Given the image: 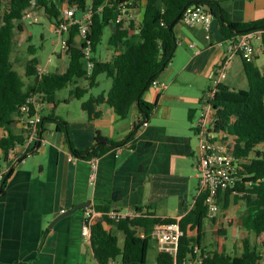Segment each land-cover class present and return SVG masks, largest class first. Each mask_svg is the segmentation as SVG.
Wrapping results in <instances>:
<instances>
[{
  "label": "crops",
  "instance_id": "0c3cea01",
  "mask_svg": "<svg viewBox=\"0 0 264 264\" xmlns=\"http://www.w3.org/2000/svg\"><path fill=\"white\" fill-rule=\"evenodd\" d=\"M209 1L218 2L231 22L264 19V0ZM145 6L146 1H141L123 17L130 33L138 30ZM174 32L177 39L174 57L156 79L163 87L149 88L143 95L146 102L155 105L147 126L136 130L140 116L137 109L121 118L112 108L97 106L95 111H100L101 116L89 119L82 109L89 98L81 104L76 116L69 110L65 115L58 114L61 104L67 106L73 101V92L63 100L57 97L59 103L54 111L56 117L67 123L68 136L57 131L54 123L44 122L41 141L29 147L33 153L27 154L26 146L16 149L12 155L14 172L0 193V264H99L82 237L88 207L95 209L105 205L123 214L140 207L148 209L156 218L176 222L194 208L198 198L194 120L202 95L213 85L215 67L226 58L227 45L217 18L212 20L209 31L200 26H185L180 21ZM25 35L24 27L21 36ZM74 43L79 44L77 36ZM254 47L252 63L264 73L261 37L254 40ZM52 62L49 59L46 66ZM62 62L63 59L57 60L55 68ZM36 70L38 76L37 66ZM30 79L33 83L34 77ZM222 84L235 90L247 88L245 65L240 57L232 59ZM86 87L87 84L82 88ZM17 129L23 128L17 124ZM68 140L80 152L103 145L100 142L107 143L103 146H107L108 151L91 160L76 158ZM3 165L0 172L6 171ZM1 186L0 183V191ZM233 199L230 197L225 209L223 198L219 215L215 220L209 218L204 222L201 244L204 250L242 255L248 234L240 226V218L228 213L234 209L241 213L244 209ZM87 201L90 206L62 218L76 205ZM208 232L218 243L217 249L205 244ZM138 233L141 238L146 236L144 228ZM119 234L122 233L117 234L118 239ZM195 234L194 231L189 236ZM257 242V251L263 254L261 241ZM151 243L156 246L158 264L160 253L152 237ZM123 244L124 236L119 246L122 248Z\"/></svg>",
  "mask_w": 264,
  "mask_h": 264
},
{
  "label": "trees",
  "instance_id": "16d2710c",
  "mask_svg": "<svg viewBox=\"0 0 264 264\" xmlns=\"http://www.w3.org/2000/svg\"><path fill=\"white\" fill-rule=\"evenodd\" d=\"M31 0H0V171L6 167L4 179L0 182L2 194L8 180L14 172L15 158L11 152L23 146L27 140V130L17 129L18 118L22 107L35 94H42L46 106L52 114L43 118L56 125L57 131L66 130V122L55 116L58 107L57 93L76 80H85L86 88L77 87L74 97L82 99L96 84L98 77L105 74L111 80V88L99 95H91L82 109L88 118H99L100 111L95 107L106 106L114 110L121 118L128 116L131 110L137 109L140 116L135 128L138 130L150 118L155 108L143 99L144 93L151 83L170 64L177 47V39L171 24H178L183 13L196 5H203L220 21V29L225 40L237 38L245 33L263 31L262 47L264 51V19L247 23L231 22L225 11L216 1L209 0H37L36 10L43 11L53 25H57L63 7L77 8L85 12L92 11V29L86 43H74L75 33L70 38L71 50L68 52L69 68L65 72H45L37 76L34 58L26 66V77H34L33 83H26L23 76L13 68L11 55L14 49V37L24 29L23 17L30 7ZM146 1L143 18L138 30L130 33L125 27V20L116 23L122 8L138 7ZM128 13L126 14V16ZM175 24V25H176ZM130 27L133 29V25ZM106 31L109 32L108 46L113 55L108 59L95 56L97 46L101 43ZM90 47L94 54L93 63L88 71L84 49ZM247 78V88L235 90L228 85L220 84L214 100L216 129L235 138L234 155L243 162L241 172L243 178L234 191L235 203H243L244 212L240 218V226L248 237L244 241L243 253L232 256L225 250L208 252L201 247L203 241V225L209 219L205 195L196 199L194 208L180 220L185 235L179 246V260L190 255L195 246L202 249V264H258L264 261V253L257 251L258 242L252 243L251 236L261 241L264 249V73L252 62L243 60ZM192 117V113H190ZM135 133V132H134ZM133 133V134H134ZM132 134V135H133ZM100 141V138L97 139ZM74 157L95 159L108 151L107 146L99 145L91 150L78 151L68 140ZM38 143H36L37 146ZM114 147H119L114 146ZM33 153L29 150L27 154ZM3 165V166H4ZM233 191L224 194L227 209ZM97 212L104 213L91 227V247L99 264H146L151 249V233L157 224L174 223V219H159L149 211L148 215L121 220H112L107 216L111 212L109 206L98 205ZM140 212L142 208L137 207ZM115 212H119L116 211ZM215 220V218H212ZM144 228L146 236H139V229ZM195 236H189L194 233ZM122 233L124 244L119 246L117 234ZM158 264H173L169 255L159 254Z\"/></svg>",
  "mask_w": 264,
  "mask_h": 264
},
{
  "label": "built area",
  "instance_id": "2783aa9c",
  "mask_svg": "<svg viewBox=\"0 0 264 264\" xmlns=\"http://www.w3.org/2000/svg\"><path fill=\"white\" fill-rule=\"evenodd\" d=\"M36 1H30V7L25 11L23 21L26 24H35L38 21V11L36 10ZM78 9L65 5L57 25L54 26L53 33L60 40L61 52L66 55L71 50L70 38L73 33L82 40L81 44L86 43L87 37L92 29V11H87L78 15ZM128 13L127 8H122L121 15L118 16L116 23H120ZM213 14L203 5H196L186 10L181 22L188 27L200 26L209 31ZM263 31L245 33L237 38L226 40L227 55L224 61L217 65L213 71V85L208 89L200 99L199 112L194 120V131L198 140V147L194 158L195 167L198 177V197L205 195L208 206L209 218H216L223 204L224 194L232 190L233 195L236 184L242 180V164L234 155L235 138L223 131L216 129V119L214 117L215 108L214 100L217 94L218 86L227 77V68L234 57H240L242 60L252 62L255 57L254 40L262 38ZM79 44V45H81ZM86 54V63L88 71H91L93 63L89 55L91 48L84 49ZM45 73L40 70L38 76ZM163 87L157 80H154L150 88L161 89ZM42 94H35L30 97L22 107L21 116L18 118L19 125L27 130V140L23 146L29 150L30 145L41 141V132L43 129V109L46 106L42 99ZM147 126V123H144ZM21 147V146H20ZM16 151V150H15ZM11 152V156L15 153ZM73 159V158H72ZM6 171L0 172V182L4 179ZM148 209L131 211L129 214L111 211L107 214L112 220H121L127 217L136 218L142 215H148ZM104 213L97 212L95 209L88 207L85 210V221L82 228V237L90 251L92 238V225L103 217ZM180 220L169 224H157L151 233L155 240L160 254L169 255L173 258V264H202V249L195 246L188 257L179 260V246L181 238L185 235L180 226ZM110 264H117L112 260ZM264 264V261L258 263Z\"/></svg>",
  "mask_w": 264,
  "mask_h": 264
},
{
  "label": "rangeland",
  "instance_id": "374dc122",
  "mask_svg": "<svg viewBox=\"0 0 264 264\" xmlns=\"http://www.w3.org/2000/svg\"><path fill=\"white\" fill-rule=\"evenodd\" d=\"M24 24L25 25H23V27L25 26L26 28V35L21 36L22 33L24 32V29L22 31L17 32L15 36L14 49L11 55V64L13 68L16 69L23 76V78L26 80V83L32 82L30 78L26 77V66L34 58H36L37 60V63L35 66L38 67L39 71L40 70H47L51 72L67 71L69 68V59L64 52H61L60 40L58 39L57 35L53 33L54 25L50 20L46 18L43 11H40V12L38 11L37 23L35 24L24 23ZM134 26L136 25L134 24ZM108 37H109V32L106 31L104 37L102 38L101 43L97 46V50L95 52V56L97 58L108 59L112 56L113 50L109 48L108 43H107ZM81 42L82 40H79V44H81ZM93 55L94 54L91 52L89 55V58H92ZM49 59H52L53 62L51 64H48V66H46ZM60 59H63V62L61 65H58L56 69L55 66L57 65V60H60ZM85 64L87 67L86 62ZM78 81L79 83L74 81L67 88L59 91L57 93V97L60 100H63L64 98H69L70 95H73V92L75 91L76 87L82 88V87H85L87 84L85 80L82 82L81 80H78ZM111 85H112L111 80L108 79L105 74H101L98 77L97 84L92 89H90L89 93H87L82 99L74 98L73 101L70 103V105L66 106V105L61 104L60 109L58 110L57 113L61 115H65L64 113H66V110H69L72 113L71 115H73V117L76 116L79 110V107L84 101H86L91 95L96 96V95L101 94L102 92H107L111 88ZM237 89H240V88H237ZM51 114H52L51 108H49L48 106H45L44 112H43V115H45V118H47ZM46 122L49 123L48 121ZM194 142L198 145L197 138L194 139ZM260 149H264V146L260 147ZM233 197H235V195H233ZM239 205L241 206L242 209H244L243 203L240 202ZM243 212L244 210L240 213L239 211L237 212L236 209H234L230 211L228 215L238 216L239 218H241ZM220 234L222 235L223 233H220ZM213 238H214L213 234L208 232L207 240L205 241V244L210 249H217L218 243L215 240H213ZM122 240H123V235L119 234V245L120 246H122ZM251 240H252V243H254V242H257L258 239L255 236H251ZM208 243H211V244H208ZM156 256H157L156 246L153 243H151V249L148 253L146 264H156L155 262ZM88 264H96V263L93 262V263H88Z\"/></svg>",
  "mask_w": 264,
  "mask_h": 264
},
{
  "label": "water",
  "instance_id": "95a60500",
  "mask_svg": "<svg viewBox=\"0 0 264 264\" xmlns=\"http://www.w3.org/2000/svg\"><path fill=\"white\" fill-rule=\"evenodd\" d=\"M176 22H177V20L174 21V22L171 24V26H170L171 29L175 26ZM38 144H39V143H38ZM100 144L106 145L107 143H106V142H100ZM88 206H90V202H88V201H87V202H84V203H81V204H78V205H76L72 210H70L69 212H67V214H64V215L62 216V218L66 217V216H68V215H71V214L77 212L78 210H82V209H84V208H86V207H88Z\"/></svg>",
  "mask_w": 264,
  "mask_h": 264
}]
</instances>
